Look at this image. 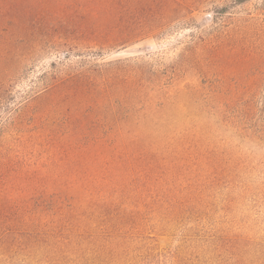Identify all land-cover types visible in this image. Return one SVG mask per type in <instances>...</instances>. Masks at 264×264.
I'll return each instance as SVG.
<instances>
[{
  "label": "rangeland",
  "instance_id": "1",
  "mask_svg": "<svg viewBox=\"0 0 264 264\" xmlns=\"http://www.w3.org/2000/svg\"><path fill=\"white\" fill-rule=\"evenodd\" d=\"M68 1L0 8V264H264V0Z\"/></svg>",
  "mask_w": 264,
  "mask_h": 264
},
{
  "label": "trees",
  "instance_id": "2",
  "mask_svg": "<svg viewBox=\"0 0 264 264\" xmlns=\"http://www.w3.org/2000/svg\"><path fill=\"white\" fill-rule=\"evenodd\" d=\"M240 3H245L248 1H252V0H238ZM97 4H95L93 2V0H88L86 3H84L83 6H95ZM0 8L1 9H6L9 8V6H74L73 4H70V2L68 0H0ZM5 6V7H4ZM11 8H9L8 10V14ZM7 15H4L3 17L6 18ZM128 161V160H127ZM127 161H125V164L127 163ZM102 189H106V190H101L103 193H105V195H107L109 198H107V201L104 202V206H110L113 207L115 204L120 203L119 201L122 202V204L126 205L125 202H123L124 200L122 199H126L129 198V191H127L126 186H121L120 184H115V186H107V187H102ZM141 189H145V188H138L137 192H141ZM163 190V188H162ZM142 193H145L144 190H142ZM138 195H142V194H138ZM143 199V198H142ZM101 208L97 206V209ZM61 210H59L60 212ZM121 219L124 220L125 216H121Z\"/></svg>",
  "mask_w": 264,
  "mask_h": 264
}]
</instances>
